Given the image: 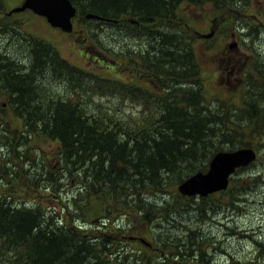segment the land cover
<instances>
[{
	"label": "rangeland",
	"instance_id": "rangeland-1",
	"mask_svg": "<svg viewBox=\"0 0 264 264\" xmlns=\"http://www.w3.org/2000/svg\"><path fill=\"white\" fill-rule=\"evenodd\" d=\"M26 1L0 0V129L4 121L11 123L12 130H21L24 125L8 104V75H17L19 79L31 75L34 80L32 87L40 86L43 92L51 93L54 98L61 97L64 101L76 99L75 86L66 82V77L61 79L56 65L34 69L36 54L45 52L48 47L67 63L86 73L144 88L137 94L138 97L129 95V92L113 97L104 92V98L95 92L86 97L99 105L108 100L110 104L104 107L112 113L125 114V118L141 116L144 105L139 97L147 99L153 96L156 99L157 94L162 96L164 89L159 86V81L148 74L154 73L152 66L156 57L161 55L158 52L161 46H155L154 39L141 37L136 30L113 27L87 16L74 20L71 33L64 32L52 27L31 9L16 12ZM176 13L181 23L189 26L190 47L199 63L200 75L193 80L200 78L202 81H197L198 86H182L177 83L187 79L171 78L172 82L166 84L171 89L166 92L173 91L180 97L193 86L196 93L202 95L198 105L208 109L203 114L215 111L219 118L227 122L236 113L241 115V122H236L235 118V122L228 123L230 127L224 129L230 132L231 137L240 139L241 144L235 145L238 147L235 150L251 148L257 151L258 158L231 178L229 190L209 198L185 197L178 190V177L163 175L162 190L150 194L142 191L140 195L133 196L136 201L152 198L158 204L154 207L158 212L148 221L136 218L133 226L125 231L126 235L118 240L120 248L109 254L114 248L110 247L105 252L108 258H104L101 264H264V0H207L197 5L184 2ZM87 28L92 30L94 37L91 33L88 36ZM210 33L213 36L209 39L203 37ZM251 61L254 68H250ZM248 81L249 85H246ZM171 101L175 103L174 99ZM149 104L152 113L156 112L155 116L160 115L156 108L164 111L158 108H164L163 101L155 102L150 97ZM186 104L192 105L187 100ZM112 108L115 112L110 110ZM1 131L5 133V139L1 140L0 151L6 152L5 148H9L6 134L9 133L5 128ZM57 145L56 141L43 136L34 137L32 143L21 149H12V156L16 154L14 157L21 155L18 153L21 151L28 153V159L24 161L36 158L35 162H26L21 169L17 166L18 170L25 168V172L32 175H47L46 167L54 170L52 173L57 176V193L54 191L51 195L40 191L35 195L36 205L42 212H49L47 220L44 218V225L50 218L63 214L62 207L78 196L80 187L66 182L65 175L57 169L53 154ZM224 151L230 149L225 148ZM4 152L3 156L8 159L10 150L9 153ZM49 153L51 160L45 165L41 156ZM10 171L13 172V167ZM139 189L140 186H137L129 190ZM87 200V221L92 226L98 225L94 224L97 220L105 221L109 213L105 214L104 209L112 207L109 199L98 201L89 197ZM118 210L122 214H130L123 209ZM114 216V223L121 224V216ZM66 217L68 215L64 214ZM115 233L120 234L118 231ZM168 245L171 247L166 251ZM177 252L181 255L172 257ZM134 254L143 261L133 259Z\"/></svg>",
	"mask_w": 264,
	"mask_h": 264
},
{
	"label": "trees",
	"instance_id": "trees-1",
	"mask_svg": "<svg viewBox=\"0 0 264 264\" xmlns=\"http://www.w3.org/2000/svg\"><path fill=\"white\" fill-rule=\"evenodd\" d=\"M203 1L207 0H71L78 8V19L88 14L98 15L112 20L106 24L136 30L141 37L154 39L155 46H161L158 48L161 55L152 66L154 73L148 72L164 89L162 96L157 94L156 99L150 96L155 102L163 101L164 108H158L164 111L156 108L159 116L152 113L150 97H139L144 105L142 115L128 118L105 109L104 105L110 104L107 99L100 105L86 99L95 92L102 98L104 92L110 97L122 96L123 92L137 96L144 88L86 73L60 58L50 47L36 54L34 69L56 65L61 79L66 77V82L75 86L76 99L64 101L49 92L44 93L40 86L32 87L31 75L20 79L17 75H8L11 95L8 104L24 125L21 130H12L11 123L4 121L0 129V143L5 139L1 130L5 128L9 133L6 134L9 148L5 149L11 153L7 159L4 151H0V264H101L108 258L105 252L110 247L114 248L109 254L120 248L118 240L126 235L125 231L133 226L136 218L148 221L158 212L154 209L158 204L152 198L136 201L134 195L162 190L163 175H175L182 183L195 173L207 171L216 153L225 148L230 151L238 148L235 145L241 144L240 139L231 137L224 128L230 127L228 123L233 124L235 118L236 122H241L243 117L236 113L227 122L215 111L203 114L208 109L198 105L202 95L193 89L198 86L199 79H193L200 75L199 63L190 47L189 26L181 23L176 12L184 2L197 5ZM86 31L88 36L91 33L94 37L92 30L87 28ZM171 78L188 80L177 85H193L184 91L187 98L183 94L177 97L173 91L166 92L171 89L166 87L172 82ZM186 100L192 105H187ZM110 110L115 112L113 108ZM43 136L58 143L53 152L54 161L65 175V181L81 187L78 196L62 207L63 214L50 218L45 225L44 218L49 212H42L36 205L35 195L40 191L57 193V176L53 175L54 170L46 167L47 175H32L26 173L25 168L20 171L17 166L21 169L36 158L24 161L28 153L22 151L18 152L21 154L18 157L12 156L16 148L21 149L32 143L34 137ZM41 158L46 165L51 155L44 154ZM12 167L13 172L10 171ZM137 186L139 190H129ZM89 197L98 201L109 199L112 206L104 209L105 214L109 213L103 217L105 221L94 222L98 225L92 226L87 221L85 204ZM119 208L130 214H122ZM166 208L167 205L163 210ZM64 214L68 217L64 218ZM114 214L121 216V224L114 223ZM123 216L126 219L123 220ZM170 247L168 245L166 251ZM176 254L181 255L177 252L172 257ZM133 259L143 261L135 254Z\"/></svg>",
	"mask_w": 264,
	"mask_h": 264
},
{
	"label": "water",
	"instance_id": "water-1",
	"mask_svg": "<svg viewBox=\"0 0 264 264\" xmlns=\"http://www.w3.org/2000/svg\"><path fill=\"white\" fill-rule=\"evenodd\" d=\"M26 9L45 17L54 28L68 33L73 31L72 20L77 16V9L70 0H27L16 12ZM87 18L111 22L110 19L94 14H88ZM256 159L257 153L251 148L218 152L211 159L206 172L201 171L188 177L179 185L178 190L187 197H208L225 191L229 187L231 176L238 169L253 164Z\"/></svg>",
	"mask_w": 264,
	"mask_h": 264
},
{
	"label": "bare ground",
	"instance_id": "bare-ground-1",
	"mask_svg": "<svg viewBox=\"0 0 264 264\" xmlns=\"http://www.w3.org/2000/svg\"><path fill=\"white\" fill-rule=\"evenodd\" d=\"M199 3V2H198ZM201 3V2H200ZM220 6V5H219ZM239 9V8H238ZM225 15V14H224ZM242 21V20H241ZM152 27V26H151ZM122 30V29H121ZM143 31V30H142ZM117 35H119V34H117ZM189 40V39H188ZM150 45V44H149ZM140 46V45H139ZM152 46V45H151ZM148 47V46H147ZM150 53V52H149ZM20 56V55H19ZM25 58V57H24ZM151 63V62H150ZM30 70V69H29ZM262 72V71H261ZM21 73V72H20ZM30 73V72H29ZM35 75V74H34ZM0 77H1V75H0ZM36 78V77H35ZM58 78V77H57ZM200 79V78H199ZM201 81H202V79H200ZM58 81V80H57ZM53 86V85H52ZM254 87V86H253ZM256 87V86H255ZM252 88V87H251ZM45 91V90H44ZM45 93V92H44ZM2 96V95H1ZM254 96V95H253ZM10 97H11V95H10ZM8 98V97H7ZM257 100V99H256ZM254 101V100H253ZM93 104V103H92ZM264 183V182H263ZM259 185V184H258ZM258 187V186H257ZM261 188V187H260ZM257 191V190H256ZM255 193V192H254ZM257 193V192H256ZM254 232V231H253ZM206 236V235H205ZM213 239V238H212ZM211 252V251H210ZM206 255H207V253H206Z\"/></svg>",
	"mask_w": 264,
	"mask_h": 264
},
{
	"label": "flooded vegetation",
	"instance_id": "flooded-vegetation-1",
	"mask_svg": "<svg viewBox=\"0 0 264 264\" xmlns=\"http://www.w3.org/2000/svg\"><path fill=\"white\" fill-rule=\"evenodd\" d=\"M253 15V14H252ZM207 35H209V34H207ZM206 35H203V37H205ZM206 39H209V38H206ZM204 40H205V38H204ZM235 45H237V43H235ZM250 68H254V66H253V61H251L250 62ZM254 76V75H253ZM247 84L249 85V81L247 82ZM251 85H252V83H250Z\"/></svg>",
	"mask_w": 264,
	"mask_h": 264
}]
</instances>
